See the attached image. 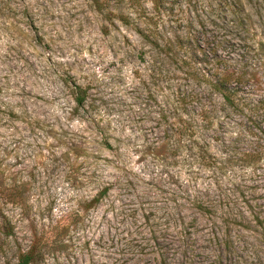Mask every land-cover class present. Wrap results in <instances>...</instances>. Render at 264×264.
Here are the masks:
<instances>
[{
    "label": "rangeland",
    "instance_id": "obj_1",
    "mask_svg": "<svg viewBox=\"0 0 264 264\" xmlns=\"http://www.w3.org/2000/svg\"><path fill=\"white\" fill-rule=\"evenodd\" d=\"M27 251L264 264V0H0V264Z\"/></svg>",
    "mask_w": 264,
    "mask_h": 264
},
{
    "label": "trees",
    "instance_id": "obj_2",
    "mask_svg": "<svg viewBox=\"0 0 264 264\" xmlns=\"http://www.w3.org/2000/svg\"><path fill=\"white\" fill-rule=\"evenodd\" d=\"M94 4L97 5V0H93ZM234 76L233 74H230L228 76H220L217 78L216 82L213 83L212 89L216 91L217 93L221 94L224 97V100L227 103H232L231 101V94L233 89H229L228 85L231 82V77ZM240 77L236 76L234 81H239ZM77 92L74 93V102L76 103V107L80 108L83 106L85 102V92L81 90L79 87H75ZM177 130H181L177 128ZM181 132V131H180ZM109 146V145H107ZM106 193V189L100 191L96 198L94 199L95 202L98 201V199L103 196ZM34 261V255L31 251L23 252L19 254L17 258V264H31ZM162 264H166L164 261H162Z\"/></svg>",
    "mask_w": 264,
    "mask_h": 264
}]
</instances>
